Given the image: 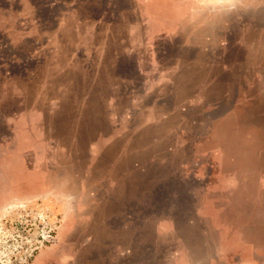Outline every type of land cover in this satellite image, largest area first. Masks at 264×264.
<instances>
[{
  "label": "rangeland",
  "instance_id": "obj_1",
  "mask_svg": "<svg viewBox=\"0 0 264 264\" xmlns=\"http://www.w3.org/2000/svg\"><path fill=\"white\" fill-rule=\"evenodd\" d=\"M0 264H264V0H0Z\"/></svg>",
  "mask_w": 264,
  "mask_h": 264
},
{
  "label": "clouds",
  "instance_id": "obj_2",
  "mask_svg": "<svg viewBox=\"0 0 264 264\" xmlns=\"http://www.w3.org/2000/svg\"><path fill=\"white\" fill-rule=\"evenodd\" d=\"M226 3H240L242 0H225Z\"/></svg>",
  "mask_w": 264,
  "mask_h": 264
}]
</instances>
